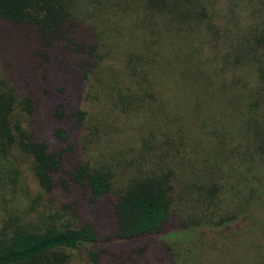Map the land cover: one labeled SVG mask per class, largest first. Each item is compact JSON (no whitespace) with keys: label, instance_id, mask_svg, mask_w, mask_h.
I'll use <instances>...</instances> for the list:
<instances>
[{"label":"trees","instance_id":"obj_1","mask_svg":"<svg viewBox=\"0 0 264 264\" xmlns=\"http://www.w3.org/2000/svg\"><path fill=\"white\" fill-rule=\"evenodd\" d=\"M99 1L111 15L124 17L112 11L110 0ZM130 1L125 5H139L150 18L165 23L162 35L141 31L149 47L144 65L153 52L159 58L161 45L173 42L178 50L209 64L221 80L242 81L248 90L242 102L251 114L245 131L232 126L245 138L241 155L249 163H242L246 167L238 172L239 179L257 171L253 159H264V0H233L234 9L219 14L213 5L223 0ZM87 4L88 0H0V160L13 157L15 169L18 159L26 160L27 172L45 200L67 215L59 225L52 223L55 217L36 228L19 225L16 219L3 221L0 264H66L67 250H83L91 264H201V235L226 232L238 219L217 213L223 203L220 174L240 157L236 135L228 138L232 142L221 161L226 164L210 163L199 142L205 118L188 135L166 112L164 122L154 118L149 129L129 126V145L116 146L128 155L122 166L110 153V162L104 157L93 162L96 158L87 155L88 144H95L92 115L87 119L84 106L90 92L87 81L105 58L95 29L76 14ZM166 78L171 82L169 75ZM157 94L154 88L132 89L129 96L117 98L126 108L120 111L135 113L140 99L151 112L152 105L157 107ZM111 113L119 118L115 110ZM248 128L250 135L243 134ZM132 131L140 132L135 141ZM217 134L213 136L222 143L225 137ZM97 147L106 150L105 144ZM184 169L190 178L183 176ZM0 174H5L3 165ZM253 184L245 203L264 193V182L255 177ZM175 200L184 210L175 211ZM186 202L191 203L188 208ZM196 207L199 215L191 212ZM249 207L238 212L241 217Z\"/></svg>","mask_w":264,"mask_h":264},{"label":"rangeland","instance_id":"obj_2","mask_svg":"<svg viewBox=\"0 0 264 264\" xmlns=\"http://www.w3.org/2000/svg\"><path fill=\"white\" fill-rule=\"evenodd\" d=\"M124 1L127 4L131 3L130 0H110L112 11L124 17L111 15L99 0H88V4L78 7V13L76 12L80 19L95 29L97 38L102 43L105 58L97 73L87 81L90 92L86 97L84 111L87 119L90 114L92 115L94 131L91 139L95 142L88 144L87 155H93L95 158L104 157L107 160L115 156L121 160L122 166L128 155L116 146H119L117 142L129 145L125 142L132 136L129 126H140L141 130L149 129L154 118L156 122L160 121L162 124L166 112H168L166 117L175 118L178 124L184 126L188 135L194 134L193 132L202 126V120L205 118L203 135L199 142L209 153L210 163L226 164L221 161L224 160L229 148L228 144L232 142V138H228L236 135L233 140L239 146L240 157L235 156L220 174L221 182L224 184V189L220 190L223 203L217 213L236 215L238 219L226 232L207 231L201 235L198 247L200 260L201 264H264V193L254 202L244 201L248 199L251 188L256 187V184H253L255 177L264 182V159L260 162L255 156L253 160L257 171L244 173L239 179L238 172L245 170L249 163L241 155L245 138L242 134L237 136L238 130L232 129V126L238 127L242 132L246 129L245 123L250 119L251 113L249 111L248 114L246 107L248 105L242 102V98L248 90L242 88V81L230 83L221 80L210 66L209 70V64L200 62L196 56H190L183 50H178L172 46L173 42L167 46L161 45L159 58L158 56L154 58L153 52L150 56L151 61L147 66L144 65V57L149 47L143 41L141 31L147 33L148 30L162 35L165 23L163 24L161 18H150L141 6L135 5L130 8ZM232 9L233 0H223L220 3L217 1L213 5L214 12L218 14L229 13ZM127 21L132 22L139 33L135 32ZM168 75L171 82L166 78ZM245 79L249 80L248 77ZM142 87L151 91L154 88V92L158 89V94L155 95L157 107L152 105L150 112V106H144L143 101L139 99V103L136 102L135 113H122L120 109L125 111L126 108L117 98H125L127 94L129 96L132 89L140 92ZM114 110L117 115L119 113L118 119L112 117L111 111ZM183 118H190L191 121L186 122ZM252 120L261 125L254 116ZM113 130L116 131L113 133ZM103 132L109 134L108 137ZM132 132L135 141L134 135L140 136V132ZM214 132L222 134L228 141L220 136L223 142L218 143L213 136ZM250 133L251 129L248 128L243 134ZM261 139L264 146V132ZM98 144H105L106 150L98 148ZM107 153H110L111 157H108ZM97 158L93 162H97ZM8 160H0L2 161L0 169L3 165L5 171V174H0V228L3 221L9 219H16L21 222L19 225L33 228L51 222L49 218L56 217L57 221L52 223L57 225L65 221L67 215L65 216L52 203V205L48 203L43 192L33 182L27 172V161L18 159L15 162L17 166L15 169L12 163L14 158ZM114 162L116 163L115 160ZM242 163L247 165L242 167ZM183 173L184 177L190 178L191 173L188 169H184ZM230 174L237 175L236 179H232ZM121 182L124 183V180ZM175 192L179 195V190ZM188 205L191 203L186 202L187 208ZM245 205H250L249 211L241 217V213L238 212L241 209L243 211ZM173 206L176 212L179 209L184 210L177 200ZM191 212L195 215L200 214L197 207ZM66 254L69 257L66 264H91L83 250H67Z\"/></svg>","mask_w":264,"mask_h":264}]
</instances>
